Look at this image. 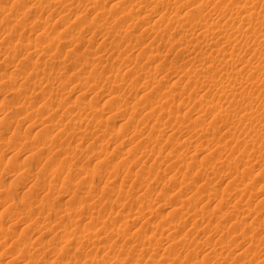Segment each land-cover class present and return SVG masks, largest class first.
I'll return each mask as SVG.
<instances>
[{
  "label": "rangeland",
  "instance_id": "1",
  "mask_svg": "<svg viewBox=\"0 0 264 264\" xmlns=\"http://www.w3.org/2000/svg\"><path fill=\"white\" fill-rule=\"evenodd\" d=\"M0 264H264V0H0Z\"/></svg>",
  "mask_w": 264,
  "mask_h": 264
},
{
  "label": "bare ground",
  "instance_id": "2",
  "mask_svg": "<svg viewBox=\"0 0 264 264\" xmlns=\"http://www.w3.org/2000/svg\"><path fill=\"white\" fill-rule=\"evenodd\" d=\"M198 7V6H197ZM243 7V6H242ZM196 8V7H195ZM247 12V11H246ZM253 15H254V13H253ZM244 17H246L245 15H244ZM252 17V16H251ZM248 18V17H247ZM251 19V18H250ZM219 24V23H218ZM202 26V25H201ZM217 26V25H216ZM221 26V25H220ZM195 27V26H194ZM242 27V26H241ZM189 29V28H188ZM207 29V28H206ZM218 29V28H217ZM209 30V29H208ZM252 32V31H251ZM207 33V32H206ZM212 33V32H211ZM211 33H210V35H211ZM201 34V33H200ZM220 34H222V33H220ZM207 35H209V34H207ZM198 36V35H197ZM204 36V35H203ZM215 36V35H214ZM195 37V36H194ZM211 37H212V35H211ZM193 38V37H192ZM208 39V38H207ZM197 40V39H196ZM199 40V39H198ZM204 40H205V38H204ZM209 40V39H208ZM36 44V43H35ZM187 46V45H186ZM254 112V111H253ZM249 114V113H248ZM250 116V115H249ZM252 116H253V114H252ZM258 116V115H257Z\"/></svg>",
  "mask_w": 264,
  "mask_h": 264
}]
</instances>
